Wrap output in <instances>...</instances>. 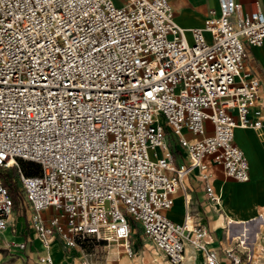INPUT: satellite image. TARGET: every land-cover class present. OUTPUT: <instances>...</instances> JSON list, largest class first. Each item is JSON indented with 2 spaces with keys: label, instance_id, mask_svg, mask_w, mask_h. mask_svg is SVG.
Masks as SVG:
<instances>
[{
  "label": "built area",
  "instance_id": "built-area-1",
  "mask_svg": "<svg viewBox=\"0 0 264 264\" xmlns=\"http://www.w3.org/2000/svg\"><path fill=\"white\" fill-rule=\"evenodd\" d=\"M218 1L190 41L169 0H0V232L15 213L1 173L15 168L29 234L46 249L93 238L132 258L139 227L170 264H194L188 243L204 264H221L189 208L186 179L198 168L218 202L211 165L249 178L234 130L264 128L251 114L261 80L244 70L248 46L264 43V11ZM20 159L41 171L27 174ZM180 189L187 210L176 221L167 210ZM243 248L228 250L230 264L251 261ZM52 263L49 250L36 261Z\"/></svg>",
  "mask_w": 264,
  "mask_h": 264
},
{
  "label": "crops",
  "instance_id": "crops-1",
  "mask_svg": "<svg viewBox=\"0 0 264 264\" xmlns=\"http://www.w3.org/2000/svg\"><path fill=\"white\" fill-rule=\"evenodd\" d=\"M169 1L174 9L176 21L187 29L186 34L190 41L192 40L190 29L204 26L211 10L219 11L218 0ZM238 1L242 3L245 12L255 9L257 3L264 11V0ZM207 35L210 36L209 33ZM248 51L244 70L258 76L262 84L261 98L252 107L251 114L254 119L264 118V43L248 46ZM234 139L247 156L249 178L247 180L229 178L221 165H211L210 181L219 197L218 202H213L208 198L205 181L197 176L200 171L196 168L186 179L190 197L189 208L195 219L209 230L208 246L219 251L221 264L231 263L232 255L228 253L231 248L234 254L244 255L243 246L252 254L249 264H264V128L237 125ZM179 159L183 162L185 158L179 154ZM186 210L185 196L180 189L175 194L174 203L167 210V215L173 220L182 221ZM26 228L24 219L18 221L14 216L10 218V226L0 232V264H36L38 256L47 253L48 250L53 259L52 264H84L87 260L99 264L94 261V252L80 246L68 247L60 238L55 239L50 248L46 249ZM9 240L27 241V246L24 249L15 245L9 248L6 245ZM243 240H246L245 243H240ZM249 242L253 246H250ZM258 242L261 247L255 252V245ZM146 244L150 246L149 253L145 246L140 247L135 243L130 264H170L151 239L146 241ZM186 250L188 263L204 264L202 251L194 249L189 243ZM123 258L124 256L120 260ZM127 263L126 258L125 264Z\"/></svg>",
  "mask_w": 264,
  "mask_h": 264
},
{
  "label": "rangeland",
  "instance_id": "rangeland-1",
  "mask_svg": "<svg viewBox=\"0 0 264 264\" xmlns=\"http://www.w3.org/2000/svg\"><path fill=\"white\" fill-rule=\"evenodd\" d=\"M167 138H168V141L171 142L174 140L175 136L173 133L169 132ZM177 158L178 159L176 160V163H179L180 162L179 156H177ZM14 170L15 168L8 169L7 175L11 174V176H14L13 174ZM1 176L4 177V173H1ZM14 183L17 189L19 200L17 204L14 205L15 213L13 216L16 219H18V221L24 219V221H26V224H27L26 229H28L29 231L32 211L30 207L28 206V204L26 203L24 194L20 191V188L18 187L17 182L14 181ZM54 212L55 211L53 208H51L49 211L45 210L43 212V216L45 218H48V216L51 214H54ZM131 240H132L133 248L136 243L140 247L145 246L147 248V253H149L148 249L150 248V246L146 244V241H149V238L143 233L141 228L138 227L136 229L135 233L131 237ZM249 245L253 246L250 242H249ZM79 246L84 247L87 250L94 252L95 253L94 261L99 264H119L120 258L122 257V255L119 254V249L123 251V248L117 242H114V241L105 242V241H97L93 238H89V239H84V242L80 241ZM255 246H256L255 252H258L261 245L258 242ZM247 251H249L250 253V250L247 249Z\"/></svg>",
  "mask_w": 264,
  "mask_h": 264
},
{
  "label": "trees",
  "instance_id": "trees-1",
  "mask_svg": "<svg viewBox=\"0 0 264 264\" xmlns=\"http://www.w3.org/2000/svg\"><path fill=\"white\" fill-rule=\"evenodd\" d=\"M19 161H20V164L22 165L24 171L27 174H37L41 171L40 165L35 161L24 160V159H20ZM3 183L9 188L10 194L14 198L15 204H17L19 197H18V193H17L15 183L12 179V176L7 175V173L4 174ZM87 239H89V238H87ZM82 241L84 242V240H82Z\"/></svg>",
  "mask_w": 264,
  "mask_h": 264
},
{
  "label": "bare ground",
  "instance_id": "bare-ground-1",
  "mask_svg": "<svg viewBox=\"0 0 264 264\" xmlns=\"http://www.w3.org/2000/svg\"><path fill=\"white\" fill-rule=\"evenodd\" d=\"M256 236H257V235H256ZM240 237H241V236H240ZM249 237H250V236H249ZM245 241H246V240H243L241 243L244 244ZM198 251H200V250H198ZM119 254H121L122 256H124V258L120 260V264H125V260H126V258L128 259V263H127V264H130V260H131V258H130L126 253H124L122 250L119 249ZM196 263H197V261H196Z\"/></svg>",
  "mask_w": 264,
  "mask_h": 264
}]
</instances>
